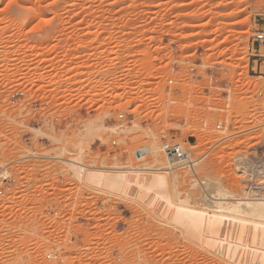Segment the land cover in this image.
I'll list each match as a JSON object with an SVG mask.
<instances>
[{"label": "rangeland", "instance_id": "374dc122", "mask_svg": "<svg viewBox=\"0 0 264 264\" xmlns=\"http://www.w3.org/2000/svg\"><path fill=\"white\" fill-rule=\"evenodd\" d=\"M262 17L264 0H0V264H264ZM165 141L194 169L153 170Z\"/></svg>", "mask_w": 264, "mask_h": 264}, {"label": "built area", "instance_id": "2783aa9c", "mask_svg": "<svg viewBox=\"0 0 264 264\" xmlns=\"http://www.w3.org/2000/svg\"><path fill=\"white\" fill-rule=\"evenodd\" d=\"M254 44H257V52L255 59H262L264 61V49L262 50V45H264V28L258 29L255 33V42ZM258 49L260 51H258ZM264 64V62H263ZM257 69L260 75H264V71H262V68L259 67V63H257ZM191 71H195L194 67H191ZM195 74V73H193ZM217 81V80H216ZM170 82H173V79H170ZM23 94V93H20ZM262 95V92L259 93ZM124 117L123 113H120L118 115L119 119H122ZM121 128V127H120ZM218 128H221V125H218ZM119 131V128L116 129V132ZM119 146L118 140L114 139L110 143V147L113 148V150H117ZM162 151L168 161L167 165L164 167H159L158 169H153L160 172H170L176 168H191L194 169V165L196 164L193 161V156L191 152H189L183 144L177 143V142H168L165 141L162 144ZM133 153L135 157L138 160L145 159L150 153H151V147L147 144H141L136 146L133 149ZM11 185V176L9 173L8 165L0 166V196H4L8 194L10 190ZM214 203V202H213ZM47 259L56 260L58 262H63L64 259L60 253H54V252H48L46 253Z\"/></svg>", "mask_w": 264, "mask_h": 264}, {"label": "bare ground", "instance_id": "6f19581e", "mask_svg": "<svg viewBox=\"0 0 264 264\" xmlns=\"http://www.w3.org/2000/svg\"><path fill=\"white\" fill-rule=\"evenodd\" d=\"M193 159V158H192ZM193 161L196 163L197 162V160H195V159H193ZM102 174V173H101ZM98 175H100V174H98ZM137 173H135V172H132V171H130V172H125L124 174H122L119 178H116L115 180H117V181H120V182H122L123 183V185L125 186V187H128V186H130V185H134L135 184V182L137 181L135 178L137 177ZM108 177V176H107ZM110 177V176H109ZM111 178V177H110ZM114 182H116V181H114ZM140 182V181H139ZM151 189H153V188H155V187H153V186H151L150 187ZM158 197V196H157ZM159 199H163V197H161V196H159L158 197ZM167 200H168V198H167ZM220 200V199H219ZM250 200V199H249ZM224 201H226V200H224ZM217 203H225V202H223V200L222 201H218ZM237 203H239L238 205H234L232 208H229L230 210H233V211H238V210H240L241 208L242 209H244V208H247L248 207V205L250 204V203H252V201L251 202H249V201H246V199H245V201H242L241 199H238V202ZM253 203H256L257 204V206H261V207H263L264 208V199H262V200H257V201H253ZM222 211V209H219L218 210V212H221ZM188 213H189V216H190V218L193 220V221H195V222H199V220L200 221H203V222H206L207 221V216L209 215V213H207V212H204V211H202V210H193V209H189L188 210Z\"/></svg>", "mask_w": 264, "mask_h": 264}, {"label": "crops", "instance_id": "0c3cea01", "mask_svg": "<svg viewBox=\"0 0 264 264\" xmlns=\"http://www.w3.org/2000/svg\"><path fill=\"white\" fill-rule=\"evenodd\" d=\"M257 21H256V26L258 27V28H260V29H263L264 28V17H262L261 18V21H258V18L256 19ZM255 46H257V44H255ZM256 50H257V48H256ZM258 51H260L259 49H258ZM255 62H257V63H259V67L260 68H262L263 67V62L264 61H262V59L260 60V59H255L254 60V64H255ZM255 66V65H254ZM224 225V224H223ZM210 227H212V226H209L208 228H210ZM218 232V233H217ZM216 233H217V235L215 236V239L216 240H219L221 243H223L224 241H227V242H229L228 244H230L231 245V247L228 249L229 251H228V253H229V255H233V254H235V252H237V249H236V247L238 248V246H235V245H233V244H231L230 242H233V241H235L233 238L234 237H236V236H229L228 235V233H226V231H216ZM231 237V238H230ZM227 239V240H226ZM232 247H234V249H232Z\"/></svg>", "mask_w": 264, "mask_h": 264}]
</instances>
